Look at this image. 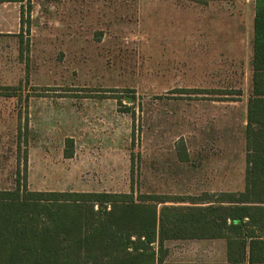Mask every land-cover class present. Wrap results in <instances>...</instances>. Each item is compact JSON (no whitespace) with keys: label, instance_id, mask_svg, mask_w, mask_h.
Returning a JSON list of instances; mask_svg holds the SVG:
<instances>
[{"label":"rangeland","instance_id":"rangeland-1","mask_svg":"<svg viewBox=\"0 0 264 264\" xmlns=\"http://www.w3.org/2000/svg\"><path fill=\"white\" fill-rule=\"evenodd\" d=\"M22 8L20 36L0 35V86L20 89L0 97L1 190L24 171L16 138L28 95V189L133 186L175 197L243 189L254 0H28ZM181 145L188 161L178 158Z\"/></svg>","mask_w":264,"mask_h":264},{"label":"trees","instance_id":"trees-1","mask_svg":"<svg viewBox=\"0 0 264 264\" xmlns=\"http://www.w3.org/2000/svg\"><path fill=\"white\" fill-rule=\"evenodd\" d=\"M250 66L242 191L175 197L137 193L133 186L126 193L28 189L27 147L32 133L27 112L30 96H26L24 124L19 125L16 138L18 154L22 143L25 148L24 171L22 177L17 172L15 188L0 189V264H163L166 241L222 237L228 220L263 221L264 0H254ZM17 91V87L0 86V97H18ZM114 98L121 102L120 97ZM124 112L134 120V110ZM72 147L71 139H66L65 158L72 157ZM130 154L133 176L135 154ZM178 158L189 159L183 145Z\"/></svg>","mask_w":264,"mask_h":264},{"label":"crops","instance_id":"crops-1","mask_svg":"<svg viewBox=\"0 0 264 264\" xmlns=\"http://www.w3.org/2000/svg\"><path fill=\"white\" fill-rule=\"evenodd\" d=\"M22 4L0 2V35L17 37L23 32ZM227 227L219 238L166 241L176 242V250L167 254L163 264H264L259 260L264 257V220H228Z\"/></svg>","mask_w":264,"mask_h":264}]
</instances>
